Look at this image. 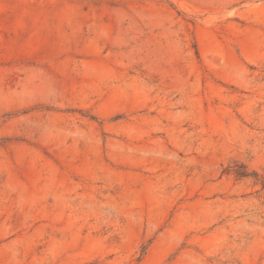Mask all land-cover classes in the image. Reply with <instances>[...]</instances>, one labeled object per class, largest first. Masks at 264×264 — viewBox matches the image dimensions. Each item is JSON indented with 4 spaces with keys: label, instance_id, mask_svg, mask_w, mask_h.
Returning a JSON list of instances; mask_svg holds the SVG:
<instances>
[{
    "label": "rangeland",
    "instance_id": "rangeland-1",
    "mask_svg": "<svg viewBox=\"0 0 264 264\" xmlns=\"http://www.w3.org/2000/svg\"><path fill=\"white\" fill-rule=\"evenodd\" d=\"M0 264H264V0H0Z\"/></svg>",
    "mask_w": 264,
    "mask_h": 264
}]
</instances>
